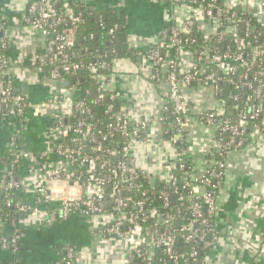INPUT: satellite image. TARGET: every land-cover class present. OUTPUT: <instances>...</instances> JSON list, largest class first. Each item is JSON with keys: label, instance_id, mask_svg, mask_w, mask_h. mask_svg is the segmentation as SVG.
Here are the masks:
<instances>
[{"label": "built area", "instance_id": "obj_1", "mask_svg": "<svg viewBox=\"0 0 264 264\" xmlns=\"http://www.w3.org/2000/svg\"><path fill=\"white\" fill-rule=\"evenodd\" d=\"M216 1L187 0L186 2L191 6V17L178 28L173 29L166 41H162L148 53L156 65H166V78L169 84L168 101L175 114V131L169 141L171 143L184 141L188 134L187 119L190 106L183 89L196 80V83L202 81L211 83L217 91L218 83L214 72L208 71L204 74L199 63L210 60L209 69L217 67L227 74L234 91L245 87L250 93L244 105L239 106L240 109L235 117L226 115L225 102L222 99L219 100L218 106L200 115L201 120L212 129L213 149L210 151L206 169L196 174L190 168L178 165L181 172L178 176L171 174L156 186L160 209L147 195L154 192L153 187H155L150 184L149 172L142 171L135 165L131 143L138 135L134 131L135 127L125 107H119L113 114V122L108 125L106 132L99 135L96 134L95 127L84 119L75 123L67 121L72 114L76 112L83 114L87 110L84 102L77 98L79 89L74 85L64 87V80L58 74L59 71H76L83 67L81 63L71 60L74 31L82 21L81 18L74 15L67 5L57 10L52 0H33L29 5L30 21L45 40L44 51L37 56L36 61L42 68L44 60L51 65L46 79L56 85L55 94L48 99V102L53 106L52 118L59 135V141L53 148L59 160L53 161L49 166L45 186L39 189L36 200L39 201L38 196L41 195L46 202H59L63 216L77 210L87 216L109 215L110 219L108 218L103 228L104 234L116 238L134 236L136 239V243L130 247L128 264H130V255H136L145 264H150L153 255L148 249L151 246L153 248L162 246L170 264H178V257H185L196 263L199 254L197 246H192L188 252L178 255L174 248L176 237L186 243L197 240L205 252L218 241L214 221L217 191L226 174L228 160L234 151L245 145L253 131L264 132L262 93L264 33H257L252 42L244 43V40L237 35L236 25L239 20H235V14L229 12L232 7L239 5L243 12L249 13L259 23H264V0H224V7L215 6ZM62 16L70 17L73 23L70 27L57 31L56 27L60 25ZM199 19L217 28L216 33L205 36V42H209L210 36L213 35H218L219 41L230 35L236 42V51L219 54L215 47L204 44L194 54L193 49L186 45L189 42L188 37H180V34L188 33ZM115 28L116 25L109 30V33ZM8 39L7 28H1L0 25L1 77L8 70L5 69L9 61L5 50ZM165 47L170 49L169 56L160 50ZM182 50L192 54V62L186 70L179 67L178 56ZM99 65L100 61L88 64V69L94 73L92 77L97 83L98 96L94 102L102 99L107 92L111 100L119 101V93L108 88L106 75L95 73ZM238 70L240 72L236 75ZM12 91L14 90L11 86H4L0 82V115L19 116V121H22L25 110L29 107L36 110V105L28 104L22 95L13 94ZM232 97L237 100L239 95L234 94ZM12 102L16 103L15 106H11ZM111 107L112 105H109L107 111L111 110ZM4 108H8L5 114ZM250 124L252 126L248 131ZM115 134L123 139L121 146L117 144H114L113 148L106 146V141L113 143L112 138ZM89 141L92 146L87 150ZM214 150L219 151V157L214 156ZM6 152L8 153L5 156L6 166L0 173V196L9 189L23 188L22 179L15 176V166L23 159V152L21 148L17 149L13 141ZM139 178H144L146 181L139 182ZM136 194L139 196H135ZM173 197L179 202V206L174 208L171 207ZM182 203L186 204L190 219L179 229H175L171 224L178 217ZM7 204L9 205L10 202L7 201ZM15 208L18 213L36 214V206L32 202L27 205L16 202ZM44 217L47 223L54 220L53 214L45 213ZM156 217L161 219V224L154 221L150 226L141 225V222L152 221ZM18 240L19 234H15L8 241L2 238L0 248L17 250ZM256 256L257 263L264 264V241L260 243ZM73 260L72 250L68 249L59 264H74Z\"/></svg>", "mask_w": 264, "mask_h": 264}, {"label": "crops", "instance_id": "obj_2", "mask_svg": "<svg viewBox=\"0 0 264 264\" xmlns=\"http://www.w3.org/2000/svg\"><path fill=\"white\" fill-rule=\"evenodd\" d=\"M82 2L92 10L115 8L122 18L129 54L113 58L105 78L108 88L119 93V105L128 110L132 125L140 133L131 143L135 165L149 172L150 184L155 187L172 174L176 165H184L196 174L205 170L213 149L212 129L200 115L218 106L220 98L207 81L185 87L183 93L190 106L188 134L184 141L171 143L163 135L160 119L168 103L166 65H156L147 53L191 17L189 3L186 0ZM30 18L29 0H0V23L9 33L6 55L12 64L3 81L28 104L36 105V110L30 107L25 110L22 121L0 115V154L13 140L20 141L21 192L33 203L39 189L45 186L49 166L59 160L53 151L59 135L52 118L53 106L48 102L56 85L48 82L44 68L36 61L44 51L45 40ZM197 28L205 36L217 32L215 26L201 19L197 20ZM163 52L169 56V47ZM178 59L179 67L186 70L192 54L182 50ZM199 64L203 72L210 68V60ZM64 82L70 86L68 81ZM5 166V156L0 155V173ZM51 203L60 208L59 216L54 215V220L47 223L46 207L35 205L36 214L25 215L16 223L21 230L18 250L10 253L0 248V264H59L68 249L72 250L74 264H128L130 247L136 239L104 234L109 215L87 216L77 210L63 216L59 202ZM214 221L218 241L205 252L201 264H258V247L264 241L263 131H253L245 145L230 156L217 191ZM148 252L153 255L154 248L149 247Z\"/></svg>", "mask_w": 264, "mask_h": 264}, {"label": "trees", "instance_id": "obj_3", "mask_svg": "<svg viewBox=\"0 0 264 264\" xmlns=\"http://www.w3.org/2000/svg\"><path fill=\"white\" fill-rule=\"evenodd\" d=\"M32 1L33 0H29V5ZM52 1L54 8H56L57 10H60L65 5H67L74 13V15H78L82 20L76 26V29L74 31V43L71 50V60L81 63L83 67L76 71H59L58 74L62 80L68 81L69 85H74L79 89L77 98L79 101L84 102L87 110H85L86 112H84L83 114L79 112L72 114L67 119V121H70V123H75L80 119H84L86 122L92 124L95 127L94 130L97 135L101 133L103 134L104 132H106L108 125L113 122V114L118 111L120 105L118 99L111 100L108 97V92L102 99L94 102V100L98 96V92L96 91L97 83L96 80L92 77L94 73L88 69V64H93L100 61V65L95 73L107 75L109 72L108 68L110 66V61L113 58L129 54L128 50L126 49V36L122 18L119 17L118 10L115 8H109L106 10H92L87 8L82 0ZM214 4L217 7H224V0H217ZM229 12H233L235 14V20H239L238 24L236 25L237 35L239 38L244 40V43L252 42L257 33H264V23H259L253 17H251L249 13L243 12L239 5L232 7ZM72 23L73 22L70 17L62 16L61 23L60 25H57L56 30L61 31L63 28H68L72 25ZM0 25L1 28H6L3 23H0ZM115 25L116 28L114 29V31L112 33H109V30ZM169 37L170 35L167 37V39ZM180 37H188L189 42H187L186 45L193 49V51L195 52L194 54H196L204 44L209 45V47H215L219 51V54H222L224 52L234 53L236 51V42L230 35H228L221 41L218 40V35H213L212 37L210 36L211 39L209 42H205L206 37L198 30L197 24L193 28H191L188 33L180 34ZM259 40L260 38L258 39V41ZM155 48L156 45L152 46L147 50V53H149V51L151 50H154ZM160 50L161 52L163 51L162 48ZM244 54L246 55L245 52ZM11 65V62L8 61L5 69H9ZM262 65H264V61L262 62ZM42 66L44 68L45 74L49 75L51 65L46 60H44ZM208 71H213L215 77L217 78L218 87L216 94L225 102L226 115L230 114L232 117H235L238 113V109H240L239 106L241 107L244 105V101L250 93L249 89L244 87L242 89L234 91V88L231 85L229 76L227 74L217 69V67H211V69L204 71V74ZM239 72L240 70L236 71V75ZM0 82L4 86H8L3 81V76H0ZM195 83L196 80L191 82V85ZM12 93L18 94L14 91H12ZM262 93L264 96V91H262ZM234 94L239 95V98L237 100H234V98L232 97ZM15 104V102H12L11 106H15ZM109 105H112V107L111 110L107 111V107ZM7 110L8 108H4L3 113L5 114ZM15 119L19 121L20 117L16 116ZM160 119L162 120L163 135L165 139H169L175 131V114L172 112L169 101L166 105L165 111L162 112ZM251 124L253 123L251 122ZM251 124L248 126V131L252 126ZM134 131H136L137 135L140 134L135 128ZM112 140L113 143H110V141H106L105 145L113 148L114 144L121 146V144L123 143V139L118 134H115ZM13 143L17 147V149L20 148L19 140H13ZM87 144V150H89V147L92 146V143L89 141ZM6 151L7 149L3 152L4 154L1 153L0 155L7 156L8 153ZM214 156L219 157L218 150H214ZM21 164L22 159L15 166V176L17 178H20L19 173ZM180 173L181 172L179 170V167L178 165H176L172 171V174L178 176ZM138 181L144 183L146 179L139 178ZM153 190L154 192L147 195L149 196V199L153 202V204L157 206L158 209H160V200L156 196L158 189H156V187H153ZM135 196L138 197L139 194H136ZM38 198L40 199L39 201L35 200L32 203L34 206H44L46 207L45 211L47 212V214L59 216V207H53V204L50 202H46V200H44L41 195H39ZM7 201L10 202L9 205L7 204ZM16 202L26 205L31 203V201L25 199L21 190L18 189H9L8 191L2 193L0 196V224L2 227V231H0V239L4 238L8 241L15 234H19V240L17 242L18 250L21 239V230L17 228L16 223L21 217L25 216L26 213L17 212L15 208ZM171 204L172 208L179 206V202L175 197L171 199ZM162 211L164 210L162 209ZM189 219L190 212L188 209H186V204L183 205L182 203L180 204V213L178 217L174 219L171 226L172 228L179 229V227ZM154 221H156L158 224H161V219L159 217H156L152 221L147 220L141 222V225L150 226ZM211 222H213V220H211ZM192 246H197V249H199L197 260L201 262L205 253V250L201 248V244H199L197 240L186 243L179 237H176L174 248L178 255L188 252ZM7 250H9L10 253H14L15 251H17L11 248H8ZM129 259L130 264H145V262H142L139 258L136 257V255H130ZM162 263L170 264L171 262L168 259L167 253L162 246L155 247L153 259L151 260L150 264ZM178 264H195V262L186 259L185 257H178Z\"/></svg>", "mask_w": 264, "mask_h": 264}, {"label": "water", "instance_id": "obj_4", "mask_svg": "<svg viewBox=\"0 0 264 264\" xmlns=\"http://www.w3.org/2000/svg\"><path fill=\"white\" fill-rule=\"evenodd\" d=\"M5 78H7V76H5L4 79H5ZM67 84H68L67 82H64V83H63V85H64L65 87L68 86ZM172 199H173V198H172ZM195 264H201V263H200V262H196Z\"/></svg>", "mask_w": 264, "mask_h": 264}]
</instances>
